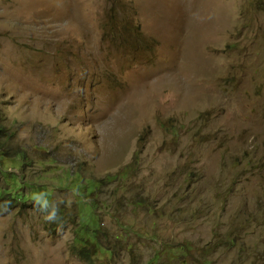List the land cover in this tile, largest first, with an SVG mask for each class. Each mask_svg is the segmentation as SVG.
I'll list each match as a JSON object with an SVG mask.
<instances>
[{"label": "rangeland", "instance_id": "374dc122", "mask_svg": "<svg viewBox=\"0 0 264 264\" xmlns=\"http://www.w3.org/2000/svg\"><path fill=\"white\" fill-rule=\"evenodd\" d=\"M0 113L63 209L0 200V264H89L88 198L96 264H264V0H0Z\"/></svg>", "mask_w": 264, "mask_h": 264}, {"label": "trees", "instance_id": "16d2710c", "mask_svg": "<svg viewBox=\"0 0 264 264\" xmlns=\"http://www.w3.org/2000/svg\"><path fill=\"white\" fill-rule=\"evenodd\" d=\"M2 120L3 118L0 113V171H2V173L7 176V173H4V171L9 169L10 176H14V182L10 183L8 175V178L6 179L7 184L8 186L13 185L14 187L9 188L6 186H0V200H4L10 205L12 204L11 201H15V203H17L19 201L24 202L28 199H32V201H35L34 204H37V208L42 211L44 209L46 214L50 216L49 225L60 222V218L63 215V209L55 206L50 190H48L46 187L43 188V186L39 184L37 186L32 185L31 183L21 182L18 176L15 175V172L13 170H10V168H7L6 165H10V167L13 168H19L27 160V155L23 152L24 148H15L11 151L9 149L14 147L11 145L6 146V143H8V141L12 139L13 133L9 128L4 126ZM96 184L97 182H90L87 186V189L90 192H93L94 188L97 187ZM26 190H28V192H26ZM78 196H81V199H84L83 195H81V191H78ZM93 202L94 201L90 198H88V201L83 200L84 206H82L81 212H83L84 217H89L91 221L88 223L87 220H84L86 218H82L83 222L80 227L77 228L74 238L78 255L83 260L88 261L89 264H96L91 256L92 253L98 257L100 255L109 257L110 254L114 256L113 248L109 246L107 247L105 245H100L99 243L101 242L98 240V238H96L98 237L100 225L98 223V217L95 212L98 206ZM163 246L165 247V249H163L162 251H167L170 254V258L167 261H160L162 255L160 252L156 253L154 258L150 259L145 264H189L186 256L193 249V245L190 241L179 243L175 246L164 243ZM208 247L211 246L209 245ZM93 248L97 250L94 251ZM91 250H93V252ZM201 257L202 264H213L212 258L207 255V248L204 249L203 256L201 255Z\"/></svg>", "mask_w": 264, "mask_h": 264}]
</instances>
